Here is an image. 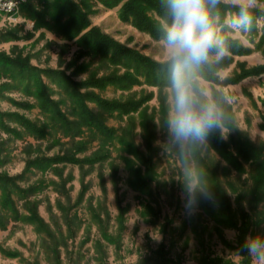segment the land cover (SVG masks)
<instances>
[{
    "label": "rangeland",
    "instance_id": "374dc122",
    "mask_svg": "<svg viewBox=\"0 0 264 264\" xmlns=\"http://www.w3.org/2000/svg\"><path fill=\"white\" fill-rule=\"evenodd\" d=\"M74 1L89 12L92 27L99 28L115 41L157 63L172 60L166 41H156L133 25L122 22L119 15L122 5L106 8L99 0ZM219 3L233 7L223 18L216 17L214 20L224 47L229 40L235 47L249 50V54L235 55L226 47L227 51L222 56L216 50L210 51L205 63L217 65L215 74L219 83L194 79V92L196 97L202 95L207 103L217 108V103H224L233 114L238 131L258 145L264 142V0H255L251 9L252 23L247 30L229 26L247 0H219ZM49 10L51 14L55 13L53 8ZM39 11L47 23L55 26L47 10ZM31 13L20 9L17 14L0 18V53L12 58L29 57V65L36 70L34 74H39L51 88L53 99H64L69 106L70 100L54 81L47 78V73L64 72L70 76L75 69L69 68L71 61L76 60L80 66L90 58L80 52L75 41L63 40L52 29L34 19ZM14 33L19 39L6 41ZM3 36L6 38L3 39ZM256 70V74L238 83L232 82L242 73ZM88 75L80 74L73 80L80 82ZM8 77L2 71L0 88L5 84L13 85ZM94 93L110 101H125L132 97L140 99L153 94L151 100L132 115L131 126L135 129L136 144L145 151L141 119L145 111L148 115H156L158 178L153 182H146L145 179L144 183H135L136 176L127 163L133 157L118 144L112 151V157L102 165L85 166L82 170L77 166H66L62 176L51 170L27 169L28 163L36 157L51 158L62 154L63 147L48 151L49 142L33 139L23 128L6 120L5 124L23 133V137L21 140L8 138L0 132V141L8 139L6 147L10 152V162L2 172L12 178L23 175L18 182L23 188L40 180L47 184V188L37 192L33 198L41 221L34 220L20 208L24 217L29 216V221L23 218L10 222L8 228L0 232V264H256L242 249L241 230L243 215L248 213L251 219L246 237L264 236V198L251 212L248 201H254L253 190L249 189L248 198L240 206L235 202L237 195L229 193L232 224L228 222L229 217H211L199 203L194 214L186 213L184 189L190 179L186 168L197 174L191 143L182 154L170 132L161 127L159 101L162 96L167 97L171 115L175 92L167 89L161 96L157 88L143 84L130 91L110 87L105 91L94 90ZM2 95L0 113H17L31 121L43 120L38 108L29 111L14 104L36 103L23 90L6 88ZM126 122V117L122 121L113 115L108 126L118 128L125 126ZM224 133L228 138L227 130L224 129ZM199 144L204 156L221 174L227 167L226 163L209 150L206 143ZM37 147L42 148L41 152L36 150ZM136 167L140 168L137 164ZM139 173L144 176V169L140 168ZM235 178L233 172L232 179ZM62 183H66L67 193L57 188ZM146 187L150 190L148 194ZM205 202L215 210L221 209L215 200Z\"/></svg>",
    "mask_w": 264,
    "mask_h": 264
},
{
    "label": "trees",
    "instance_id": "16d2710c",
    "mask_svg": "<svg viewBox=\"0 0 264 264\" xmlns=\"http://www.w3.org/2000/svg\"><path fill=\"white\" fill-rule=\"evenodd\" d=\"M99 1L106 8L122 5L119 12L122 22L133 25L156 41L164 40L167 42V28L173 20L168 7V0ZM52 8L55 13L51 14L49 9ZM22 9L32 12L31 15L34 19L52 29L63 40L75 41L80 52L90 58L87 63L80 66L76 64V60L71 61L69 68L74 67L75 69L70 76L64 72L50 71L47 73V78L54 81L70 100V105L67 106L68 104L64 99L58 101L53 99L51 88L43 82L39 74H34L36 70L29 65V57L17 56L12 58L0 53V74L2 71L6 72L13 84L12 86L5 84L0 88V100L4 98L2 92L6 88L8 90L12 88L15 91L23 90L36 103L11 102L29 111L38 108L43 116V120L31 121L17 113H0V132L7 135L8 138L15 137L21 140L23 133L5 124V121L9 120V122L23 128L33 139L49 142L48 151L56 147H63L62 154H57L51 158L36 157L28 163L27 169L41 168L45 171L51 170L57 176H62L66 166H77L82 170L85 166L102 165L112 157V151L118 144L124 152L133 157L127 163L136 176L135 183H144L145 179H147L146 182H153L158 178L156 160L158 151L155 145L157 125L154 123L156 115L153 113L148 115L145 111L141 119L145 151L136 144L135 129L131 126L132 115L140 111L151 100L153 94L142 96L140 99L132 97L125 101H110L95 94L94 90L105 91L113 87L122 91H130L135 86L147 84L157 88L162 96L167 89L174 91L173 61L170 60L166 63L152 61L150 58L115 41L99 28L92 27L89 12L81 8L74 0H28L22 5ZM39 9L48 11L47 13H49L50 18H53L55 26L47 23ZM232 10L233 7L218 3L215 8H211L213 21L216 17L223 18L228 11ZM4 38L6 37L3 36ZM18 39L17 33H14L6 41ZM235 46L229 40L225 45L235 55L249 54V50L246 48ZM95 65L97 67H94ZM216 69L217 65L204 62L192 69L194 79L202 78L218 84ZM84 73L89 74L85 80L80 82L73 80V77H78ZM256 73L257 70L244 72L232 82L238 83ZM193 85H195V81H193ZM166 98L162 96L159 105L162 116L161 127L165 131H169L170 106ZM197 99L200 104H209L200 94L197 95ZM64 106L67 107L66 110H64ZM217 106L223 113L221 121L223 130H227L229 135L227 139H221V129L217 128L210 132L205 143L209 150L226 163L227 167H224L220 174L218 169L213 167L211 161L204 156L203 148L199 142H192L190 147L197 174H199L201 181H207L214 193L215 202L221 208L215 210L201 199L199 201L201 209L214 218L216 216L229 217L228 222L232 224L230 220L232 210L230 194L237 195L235 202L240 206L248 198L249 189L253 190L254 201H248L251 212L255 211V206L264 198V142L258 145L253 144L246 134L238 131L230 109L221 102L217 103ZM113 115H117L122 121L126 117L125 126L118 128L108 126V121ZM262 128L264 129V117ZM7 143L8 139L0 141V232L5 231L10 222H18L23 218L29 221V216L24 217L20 208L28 215L30 214L34 220H40L36 201L33 198L37 192L47 188V184L43 180L23 188L18 184L23 179V175L12 178L7 173L2 172L3 167L10 162ZM36 150L41 152L42 148L37 147ZM36 150L34 151L36 152ZM136 164L144 169V176L139 173L140 168L136 167ZM62 166L63 168L60 169ZM233 172L236 174L235 179H232ZM147 185L145 184V186ZM57 188H60L61 192L67 193L66 183L57 185ZM148 191L150 190L146 187V194ZM18 203H21V207ZM243 219L242 245L251 218L248 213H245ZM163 232H166V227Z\"/></svg>",
    "mask_w": 264,
    "mask_h": 264
},
{
    "label": "clouds",
    "instance_id": "9594fccd",
    "mask_svg": "<svg viewBox=\"0 0 264 264\" xmlns=\"http://www.w3.org/2000/svg\"><path fill=\"white\" fill-rule=\"evenodd\" d=\"M255 0H247L238 9L236 18L230 21L233 29L247 30L252 23ZM219 0H168L173 17L167 28V46L173 61L174 106L169 119V132L179 145L181 153L186 152L192 142L205 143L210 132L221 129V139H226L222 127V112L214 104H200L193 88L192 69L206 62L209 53L216 50L223 55L227 49L224 41L217 35V28L211 16V8ZM211 6V8H210ZM190 179L185 186V210L194 214L201 199L212 202L214 193L207 181H201L199 174L186 168ZM243 250L256 264H264V236H247Z\"/></svg>",
    "mask_w": 264,
    "mask_h": 264
},
{
    "label": "built area",
    "instance_id": "2783aa9c",
    "mask_svg": "<svg viewBox=\"0 0 264 264\" xmlns=\"http://www.w3.org/2000/svg\"><path fill=\"white\" fill-rule=\"evenodd\" d=\"M26 2L27 0H0V18L3 17V10H8V8H15L17 14Z\"/></svg>",
    "mask_w": 264,
    "mask_h": 264
},
{
    "label": "bare ground",
    "instance_id": "6f19581e",
    "mask_svg": "<svg viewBox=\"0 0 264 264\" xmlns=\"http://www.w3.org/2000/svg\"><path fill=\"white\" fill-rule=\"evenodd\" d=\"M14 14H16L15 8H8V10H3V17H10Z\"/></svg>",
    "mask_w": 264,
    "mask_h": 264
}]
</instances>
